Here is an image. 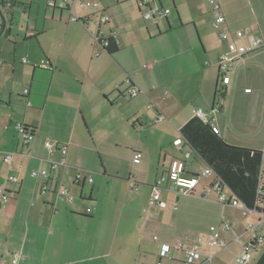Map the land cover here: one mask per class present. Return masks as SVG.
<instances>
[{
	"label": "crops",
	"instance_id": "1",
	"mask_svg": "<svg viewBox=\"0 0 264 264\" xmlns=\"http://www.w3.org/2000/svg\"><path fill=\"white\" fill-rule=\"evenodd\" d=\"M69 1L81 21H70L69 6L50 8L46 0H0V193L8 196L0 202V264H12L14 258L16 264H81L113 254L122 237L123 209L107 215L110 192L101 197L104 183L120 175L125 179L120 186H127L128 193L144 184L148 204L156 177L169 170L173 159L183 158L172 143L196 116L227 145L261 151L264 168V46L233 61L223 83L218 60L228 49L213 27L218 7L225 19L222 27L232 35L250 30L264 40V0H214L212 8L204 7L205 0H152L153 9L168 10L158 14L160 20L156 14L145 20L141 12L146 7L138 0ZM85 1L98 6H82ZM122 2L126 5L120 9ZM16 9L27 17L24 23ZM103 14L108 16L105 23L100 22ZM107 39L116 41L117 51L106 50ZM132 88L139 92L131 96ZM17 124L33 129L27 143ZM46 141L65 145L66 154L49 152ZM122 147L133 164L135 154L142 155L137 165L146 163V173L138 169L134 177L126 175V157L112 162L119 154L110 148ZM7 152L12 153L9 162L4 159ZM94 154L104 169L97 174V189L86 169L87 158ZM62 157L65 165L49 178L31 175ZM206 167L196 152L185 162L186 174ZM77 172L82 173L79 182ZM9 176L18 181H9ZM210 181L200 177L191 194L168 184L160 195V205L162 196L167 201V242L156 243L153 236L146 244L144 232L138 252L159 255L161 244L172 245L186 233L207 235L228 221L231 229L222 232L226 246L201 245L202 264H233L258 237L263 242L250 247L247 264H264V216L217 201ZM60 189L67 190L71 201L59 195ZM110 194L115 197L117 190ZM151 221L146 218L143 230ZM188 245L184 242V248ZM98 251L103 252L95 255ZM68 254L76 258L61 262ZM168 256L184 261L182 250H171Z\"/></svg>",
	"mask_w": 264,
	"mask_h": 264
},
{
	"label": "built area",
	"instance_id": "2",
	"mask_svg": "<svg viewBox=\"0 0 264 264\" xmlns=\"http://www.w3.org/2000/svg\"><path fill=\"white\" fill-rule=\"evenodd\" d=\"M152 0H138V5L145 6L146 9L141 12L142 17L145 20L153 19L155 14H167L168 10L160 9L156 7L153 9L150 5ZM46 6L50 8H66L70 7L72 11V16L70 17V21H81L75 13L74 3L69 0H46ZM82 6H90L97 7L98 4L96 1H85L82 3ZM214 22L213 27L217 29L218 34L217 38L220 43H224L227 46L228 52L223 54L218 60L219 70L222 73V81L223 83H227L229 80L228 73L232 67L233 61L236 59L244 58L251 54L252 52L258 50L259 48L264 46V40L261 36H257L253 34L250 30L237 31L234 35L228 29L222 27L225 23L224 17L220 14L218 7H216L213 11ZM108 20V16L103 14L100 18V22L105 23ZM84 21V20H83ZM106 46V42L103 43ZM139 92L138 89L132 88L129 92L131 96L136 95ZM198 114L201 115V111H198ZM163 117H159L161 120ZM19 135L23 138L25 143H27L31 136L30 131H26L24 127L20 124L15 126ZM188 144L187 140L182 136L172 143V149L177 152H181L183 158H175L172 160L170 168L167 172L161 173L156 177L155 183L150 187V194L148 199V204L150 206L160 205V195L162 190L167 188V185H171L172 187H177L186 194L193 193L194 189L197 187L199 183L200 177L211 178L209 189L214 191L217 194V201L221 203H227L232 206H241L245 208V205L233 194V192L229 189V187L224 183L221 179L216 178L214 172L210 167H206L202 169L200 172L196 174H186L185 172V162L191 156V151L189 149L184 150ZM45 147L49 150V152H53L55 150H60L62 155L66 154V146L65 145H57L56 143H52L49 141L45 142ZM12 158V153H5L4 159L6 161H10ZM135 160L138 162L142 160V155L139 153L135 154ZM65 165V158L62 157L59 161H51L48 169H41L39 171L31 172L33 177H42L43 179H47L50 177L52 173H54L60 166ZM82 179V173L77 172L75 175V182H79ZM9 181L17 182L18 178L15 176H9ZM88 182H92V178H88ZM43 190L47 189V185L43 184ZM59 195L66 199L67 201H71V197L67 194L66 189H60ZM206 196V193H204ZM8 196L5 193H0V202L7 201ZM256 209L254 211H258L261 214H264V168L260 169L259 173V182L256 191ZM251 210V209H250ZM252 210V211H253ZM90 212V209L87 210V213ZM263 218V217H262ZM231 229V224L228 221H223L220 223L217 229L213 232L208 233L207 235H195L193 233H186V235L182 239H178L174 244H161L159 255L160 257H166L171 253V250H182L184 252V264H202L203 259L200 252L201 245H207L217 248H223L226 246V241L222 237V232H227ZM156 240L157 237H154ZM184 242H189V245L184 248ZM263 242V237H258L255 241L248 243L243 249V251L237 255L233 264H247L251 259V250L250 247ZM211 257H208L206 261H210ZM17 259L14 258L12 260V264H16Z\"/></svg>",
	"mask_w": 264,
	"mask_h": 264
},
{
	"label": "rangeland",
	"instance_id": "3",
	"mask_svg": "<svg viewBox=\"0 0 264 264\" xmlns=\"http://www.w3.org/2000/svg\"><path fill=\"white\" fill-rule=\"evenodd\" d=\"M215 2L216 1L214 0H205L204 7L212 8L215 5ZM125 5L126 2H122L121 4H119L120 9ZM129 5L132 7L131 2H129ZM170 8L174 13L172 5H170ZM225 8L226 10H228V4L225 5ZM16 10L17 19L21 18L24 23L27 17L22 15L19 9ZM156 15L157 19L160 20V18L158 17L159 15L157 13ZM137 17L141 21L143 20L140 16ZM146 24L150 31H155L152 21H149ZM206 27L209 28L211 32L213 31L209 23L206 24ZM13 30L15 31L16 27H13ZM141 45L143 46V44ZM110 151L114 154H119L118 161H114V159H112L113 163H118L120 159L126 157L125 161H123V165L127 170V172H125L126 175L130 174L129 176L134 177V173H136L138 169H143L142 172H147V169L145 167L146 163L137 165L140 162L135 159L133 161L134 164L132 163V159L130 158V155L127 154L125 147L114 149L110 148ZM104 160L107 166L114 167L113 164H109L107 162V159ZM100 163V158L97 154L92 155L89 159L87 158V164L89 167H87L86 169L90 171L94 181V187L96 189L99 187L96 181V178H98L97 174L99 173V175H102L104 170L103 166ZM111 172H113V170H111ZM108 181L109 185L106 186V183H104V188L107 190L103 189L101 197L104 198V195H106L107 192L111 193L112 189L117 190V194L115 197L110 193L106 196V198H110V200L106 201V208L108 211L107 215H109L110 218L114 211L119 212L121 208L123 209V221L122 227L120 229L122 237L117 240V243L113 248V254L110 255L109 253V255H106L104 257L96 258L95 260L87 261L88 263L84 262L81 264H183L181 260L172 258L168 255L166 257L160 258L159 255L155 252H144L141 251L142 249H139L140 251L138 252V240H140V237L142 238V236L145 234L146 235L144 236L143 242H145L146 244L152 243L151 239L153 236H156L158 239L156 243L167 242V201L165 202L164 197L162 196L160 207L150 206L145 202L144 191L147 190L146 185L139 184L137 191L128 193L129 190L127 186H125V188H121L120 186L125 182V179L120 178V175L111 176L108 178ZM116 184L117 186H115ZM122 204L124 207L121 206ZM143 208L146 210V213L142 212V210H144ZM158 210H160L163 215L161 214L160 216H158ZM147 217L152 220L151 222L153 224L148 225V228L143 230V224L146 221ZM103 230L104 233L107 234L106 229H102V231ZM144 232L146 233L144 234ZM107 239L108 238H106V240ZM102 252L98 251L95 253V255H99ZM75 258L76 255L68 254L65 257H62L60 261L68 262L74 260ZM75 264H77L76 261Z\"/></svg>",
	"mask_w": 264,
	"mask_h": 264
},
{
	"label": "trees",
	"instance_id": "4",
	"mask_svg": "<svg viewBox=\"0 0 264 264\" xmlns=\"http://www.w3.org/2000/svg\"><path fill=\"white\" fill-rule=\"evenodd\" d=\"M105 42L109 53L117 51L115 40L107 39ZM216 95L221 98V91L217 90ZM23 127L33 136V129ZM182 135L188 141L187 149L196 152L212 169L216 178L226 183L246 208L257 210L256 191L261 169V151L227 145L211 125L198 116L185 124Z\"/></svg>",
	"mask_w": 264,
	"mask_h": 264
},
{
	"label": "water",
	"instance_id": "5",
	"mask_svg": "<svg viewBox=\"0 0 264 264\" xmlns=\"http://www.w3.org/2000/svg\"><path fill=\"white\" fill-rule=\"evenodd\" d=\"M160 9H162V6H161V8ZM262 217L264 216V214H261V213H259Z\"/></svg>",
	"mask_w": 264,
	"mask_h": 264
}]
</instances>
